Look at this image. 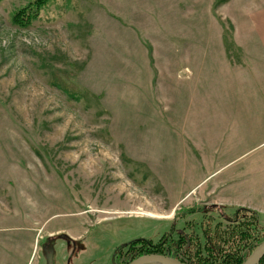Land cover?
<instances>
[{"label":"rangeland","instance_id":"374dc122","mask_svg":"<svg viewBox=\"0 0 264 264\" xmlns=\"http://www.w3.org/2000/svg\"><path fill=\"white\" fill-rule=\"evenodd\" d=\"M30 1L0 0V264H120L118 247L157 241L185 205L207 214L176 231L219 219L214 204L264 225V126L192 93L171 58L217 38L210 8L238 60L230 0H52L21 25Z\"/></svg>","mask_w":264,"mask_h":264},{"label":"crops","instance_id":"0c3cea01","mask_svg":"<svg viewBox=\"0 0 264 264\" xmlns=\"http://www.w3.org/2000/svg\"><path fill=\"white\" fill-rule=\"evenodd\" d=\"M223 8L225 18L234 24L232 42L239 52L238 60L230 59L225 26L210 8L208 12L217 38L201 31L199 37H190L186 51L178 49V55L171 58L175 67L183 64L189 70L185 84L192 93L215 91L222 95L218 99L223 107L238 111L234 116L237 122L261 127L264 126V0H230ZM157 72L162 75V68ZM236 139L238 136L233 134L226 140Z\"/></svg>","mask_w":264,"mask_h":264},{"label":"trees","instance_id":"16d2710c","mask_svg":"<svg viewBox=\"0 0 264 264\" xmlns=\"http://www.w3.org/2000/svg\"><path fill=\"white\" fill-rule=\"evenodd\" d=\"M50 1L52 0L30 1L14 14V21L21 25L29 24ZM211 209H223V212L216 210L219 219L211 214L206 215L200 223V232L189 230L193 224L190 221L176 231V223L182 219L193 214H207L203 205L181 206L175 211L172 229L157 241L146 237L137 238L118 247L113 258L121 257L120 264H128L138 256L158 253L186 264H241L264 241L261 212L239 205L214 204ZM175 232L178 233L176 240ZM257 264H264V255Z\"/></svg>","mask_w":264,"mask_h":264},{"label":"water","instance_id":"95a60500","mask_svg":"<svg viewBox=\"0 0 264 264\" xmlns=\"http://www.w3.org/2000/svg\"><path fill=\"white\" fill-rule=\"evenodd\" d=\"M264 255V241H262L254 250L253 252L247 257L245 261H243L241 264H257L259 260ZM144 261H153L157 262L159 264H186L183 263L174 257L167 256L164 254H158V253H151V254H144L133 261H131L129 264H140Z\"/></svg>","mask_w":264,"mask_h":264},{"label":"bare ground","instance_id":"6f19581e","mask_svg":"<svg viewBox=\"0 0 264 264\" xmlns=\"http://www.w3.org/2000/svg\"><path fill=\"white\" fill-rule=\"evenodd\" d=\"M156 262H153V261H144V262H141L140 264H155Z\"/></svg>","mask_w":264,"mask_h":264}]
</instances>
